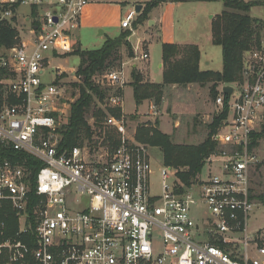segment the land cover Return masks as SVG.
Listing matches in <instances>:
<instances>
[{
    "label": "built area",
    "instance_id": "built-area-1",
    "mask_svg": "<svg viewBox=\"0 0 264 264\" xmlns=\"http://www.w3.org/2000/svg\"><path fill=\"white\" fill-rule=\"evenodd\" d=\"M91 1L0 0V147L43 163L33 186L32 169L0 155V264H264V245L250 230L253 172L264 162L253 146L264 125V45L246 55L232 93L219 89L225 117L207 174L186 186L163 163L156 193L148 146L126 126L122 69L93 77L115 92L104 105L121 110L107 117L118 146L61 147L75 99L57 82L67 69L53 61L76 49ZM137 16L131 7L121 20L130 37ZM143 45L137 37L136 59L149 58Z\"/></svg>",
    "mask_w": 264,
    "mask_h": 264
},
{
    "label": "trees",
    "instance_id": "trees-1",
    "mask_svg": "<svg viewBox=\"0 0 264 264\" xmlns=\"http://www.w3.org/2000/svg\"><path fill=\"white\" fill-rule=\"evenodd\" d=\"M182 1L223 2L224 9L212 21L213 43L222 48L223 69L201 70V50L196 44L163 43L164 71L161 83L146 82L139 72L133 71L132 87L137 105L150 100L154 101L156 106H160L164 102L166 87L173 85L187 87L190 84L209 85L210 96L215 101L221 85L236 86L242 80L246 55L263 45L264 23L261 19L253 17L250 10L255 5L264 4V0H151L145 3L134 25L147 20L150 11L160 4ZM7 34L12 38L13 32H7ZM130 35L131 31L126 29L120 36L108 37L103 46L98 49H83L80 44L76 46L73 54L80 58L76 74L81 76V83L73 84L79 91V97L72 103L68 122L61 129L62 148L71 149L92 136L93 132L88 121L90 112L99 118L106 116V112L102 109L95 110L94 99L97 97L104 103L112 89L96 85L93 77L120 68L123 47L126 48L129 57H134V48L128 40ZM109 112L117 117L121 116L120 108H110ZM224 117V113L214 117L213 122L208 125L207 137L198 144L175 143L171 134L164 133L158 128L159 120L151 127L141 125L137 132V140L147 145L160 147L165 164L176 168L181 184L189 186L203 172L205 159L217 151V144L212 139V135ZM262 138H264V125L261 131L254 133L253 146H258V140ZM0 150L2 159L20 161L33 170L34 186L43 163L29 154L10 148L0 147ZM30 196V206H33L38 198L34 187ZM252 198L259 199L264 204V195L252 194ZM11 220L16 222V218Z\"/></svg>",
    "mask_w": 264,
    "mask_h": 264
},
{
    "label": "rangeland",
    "instance_id": "rangeland-1",
    "mask_svg": "<svg viewBox=\"0 0 264 264\" xmlns=\"http://www.w3.org/2000/svg\"><path fill=\"white\" fill-rule=\"evenodd\" d=\"M115 1H117V3H115L113 0H92L88 4V15L86 13L85 18L86 20L87 18L88 20L92 19L93 23L99 25V29L85 28V25H83L85 20H82V28L78 29L76 33L80 37L79 42L83 49H98L103 46L107 37L114 38L120 36L121 30L119 22L121 19V14H124L126 12L125 10H127V4L125 2L130 1L131 3H129V6L131 7H135V5H133L132 0ZM251 15L264 20V6L252 7ZM205 24V19L202 18L201 25L198 26L196 28L197 30L194 32V38L197 36L203 37V40L207 38L206 32H209V29H205ZM133 27L136 32L135 35L132 36L133 42L136 41L137 37H145L149 41L148 48L151 58L150 62L148 61V68L150 70L151 80L158 83L162 82L163 72L158 66L160 57L162 56V44L164 42H173L172 31L169 28L166 30L162 28L161 39L160 41H156L152 40L149 37V33L146 32L145 29L148 28V26L145 25L144 27H140L138 29L135 28V25ZM130 38L131 37L129 36L128 40L131 43ZM74 51L72 53L60 55L63 56V58L56 59L53 62L55 66H63L64 69H67L68 72L61 74L57 82L66 88L69 93L68 97H72L76 100L79 97V91L74 87L73 84L81 82H79V80H77V78L72 75V69L75 68L73 71L76 73L80 63V58L73 54ZM138 63L140 65V61H138ZM130 68V65H128V72H126L127 83L130 79ZM135 71L139 72L138 70ZM140 75L143 80H146L145 76L142 74ZM50 76L51 75H49V77ZM131 79L133 82V77ZM131 85L126 86L122 91V94L125 101L124 109L126 114V126L130 135L136 139L138 129L141 127V125H144L145 127H151L152 125L156 124L157 120H159L158 128L164 133L171 134L175 143L198 144L207 137L209 132L208 125L213 122L215 116L220 114V109L210 96V90L204 89L201 92L199 91L196 93L195 88H192L191 92L193 95L191 96L176 93L177 99H175V95H173V97L170 99L167 98V100L164 101L162 105L157 106V114L154 116L151 114L152 106L149 105V101L145 100L142 104H136L133 87ZM221 87L222 85L219 87V89ZM113 93L115 92H110L108 96ZM195 97L197 98L194 99ZM94 100L95 110L102 109L106 112V116L99 118L94 116L92 114L93 112L89 113L88 121L93 134L89 139H85L81 144L87 145L88 147L100 146L102 148L108 149L111 152L118 146L119 142L116 130L107 123V117L114 114L110 113V108L106 107L104 103L101 102L97 97ZM151 102L152 104H155L154 101ZM176 122H179L178 125H175ZM147 146L148 147H146V149H148V152L150 153L149 155L153 159L154 174L151 176L152 191L158 193L160 192V168L162 164L165 163L163 152L160 147L151 145ZM258 151L260 156L264 158V138L260 139L259 141ZM207 170L208 167L205 165L202 172L203 176L207 174ZM252 190L254 195H264V162L259 163L253 172ZM256 201L257 206L251 216L250 230L253 232L254 242H257L259 246H263L264 204L259 199H256ZM253 255L258 256L256 252L253 253Z\"/></svg>",
    "mask_w": 264,
    "mask_h": 264
},
{
    "label": "crops",
    "instance_id": "crops-1",
    "mask_svg": "<svg viewBox=\"0 0 264 264\" xmlns=\"http://www.w3.org/2000/svg\"><path fill=\"white\" fill-rule=\"evenodd\" d=\"M113 1L115 3H117V1H115V0H113ZM148 1H151V0H132V3L135 6L138 4H143L145 6L144 3L148 2ZM246 1H249V0H246ZM125 3L127 4V6H126L127 10L129 8H131V6H129V3H131L130 1H126ZM256 6H264V4L255 5V7ZM87 8H88V5L84 9V14H83L82 20L83 21L85 20V21H84V24L83 23L82 24L85 25L84 26L85 28L99 29V27H98L99 25L93 23L92 19L88 20V18H87V20H86V18H85L86 13L88 15ZM223 9H224V4L221 1H214V2H201V1H199V2H191V1L166 2V3L160 4L159 6L153 8L150 11L147 20H145L142 23L137 24L135 28L138 29L140 27H144L145 25L148 26V28L145 29L146 32L149 33V37L152 40H156V41H160V39H161L162 28H164L165 30L169 28L172 31V37H173L172 38L173 42H169V43H177L179 45L196 44L199 46V48L201 50V59H200V69L201 70L220 71L223 69V52H222V48L220 46L215 45L213 43L212 21H213V18L216 15L220 14ZM127 10H125V11H127ZM124 14H121V19L119 22L120 30H121L120 33L126 31V29L121 27V20L124 18ZM250 14H251V10H250ZM202 18H204L205 22H206L205 29H209V32L208 31L206 32L207 38L205 40H203V37H201V36H197L195 38L193 37L195 30H197L196 28L201 25V19ZM259 19H261V18H259ZM261 20L264 23V20L263 19H261ZM82 24H81L80 28H82ZM133 26H134V23H133ZM263 35H264V29H263ZM132 38L133 37L131 36L130 40H131V43L133 46V44L135 42H133ZM141 38L144 41V45H143L144 50L147 51L149 54L148 59H141V58L136 59V56L129 57L127 54L126 48L123 47L121 49L122 63H121L120 68H116V69H122L124 71V73L126 74V72H128L127 66L130 65V67H131L130 68V74H129L130 79H129L126 86L131 85V82H132L131 78L133 77V71L134 70H138L140 72V74L145 76L146 80H144V81L154 82L151 80V77H150L151 74H150V70L148 68L150 58H151L149 48H148L149 47V41L145 37H141ZM79 40H80V37L78 36V44H80ZM263 45H264V39H263ZM214 46H216V47H214ZM213 48H215V49H213ZM134 55H136L135 52H134ZM138 61H140V65H139ZM158 66H159V68H161V70L163 72L164 67H163L162 56L160 57V61H159ZM74 69L75 68L72 69L73 74H74V71H73ZM154 83H158V82H154ZM192 88H195V92L198 93L199 91L201 92L204 89L209 90V85L201 86L200 84H190L187 87H180L177 85L166 87L164 101H166L167 98L168 99L172 98L173 95L176 96V93L191 96V95H193V93L191 92ZM196 98L197 97H195L194 99H196ZM175 99H177V96ZM146 101H149V103H150L149 105L152 106V102L150 100H146ZM178 123L179 122H176L175 125H178Z\"/></svg>",
    "mask_w": 264,
    "mask_h": 264
},
{
    "label": "water",
    "instance_id": "water-1",
    "mask_svg": "<svg viewBox=\"0 0 264 264\" xmlns=\"http://www.w3.org/2000/svg\"><path fill=\"white\" fill-rule=\"evenodd\" d=\"M143 8H144V5L143 4H138V5L135 6V10H136V12L138 14H140L142 12ZM223 90L226 93H232L233 92V87H231V86H225L223 88Z\"/></svg>",
    "mask_w": 264,
    "mask_h": 264
}]
</instances>
